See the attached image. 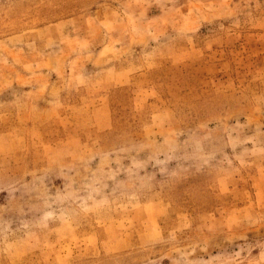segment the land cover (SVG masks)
<instances>
[{"label": "rangeland", "instance_id": "374dc122", "mask_svg": "<svg viewBox=\"0 0 264 264\" xmlns=\"http://www.w3.org/2000/svg\"><path fill=\"white\" fill-rule=\"evenodd\" d=\"M0 264H264V0H0Z\"/></svg>", "mask_w": 264, "mask_h": 264}]
</instances>
